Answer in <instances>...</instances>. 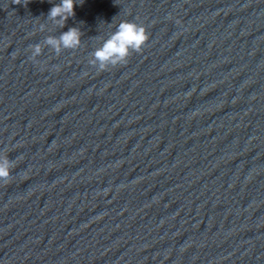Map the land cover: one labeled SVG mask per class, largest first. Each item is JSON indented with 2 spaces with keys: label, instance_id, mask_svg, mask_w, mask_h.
Returning a JSON list of instances; mask_svg holds the SVG:
<instances>
[{
  "label": "water",
  "instance_id": "95a60500",
  "mask_svg": "<svg viewBox=\"0 0 264 264\" xmlns=\"http://www.w3.org/2000/svg\"><path fill=\"white\" fill-rule=\"evenodd\" d=\"M59 2L0 0V188L54 261L264 264V0ZM121 21L149 41L98 71Z\"/></svg>",
  "mask_w": 264,
  "mask_h": 264
},
{
  "label": "clouds",
  "instance_id": "9594fccd",
  "mask_svg": "<svg viewBox=\"0 0 264 264\" xmlns=\"http://www.w3.org/2000/svg\"><path fill=\"white\" fill-rule=\"evenodd\" d=\"M15 3L20 4V0H15ZM76 3L77 0H60L58 4L50 8L46 19L58 28H64L67 20L75 16ZM46 28L44 23L39 25L41 32ZM82 35L78 27H70L67 31L61 32L59 36L48 35L42 43L30 46L29 59L34 63H39L37 57L42 55L45 46L57 56L65 50H76L81 45ZM148 41L149 33L144 25L134 21H121L116 30L91 52L88 63L98 71H107L118 65H125L133 53L143 51ZM15 166V162L9 159L7 151L0 153V183L4 185L11 183L12 170Z\"/></svg>",
  "mask_w": 264,
  "mask_h": 264
}]
</instances>
